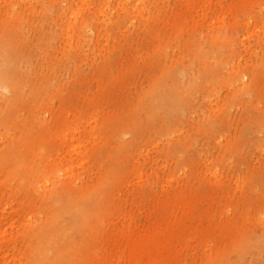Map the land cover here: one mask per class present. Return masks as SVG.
<instances>
[{
	"label": "rangeland",
	"instance_id": "rangeland-1",
	"mask_svg": "<svg viewBox=\"0 0 264 264\" xmlns=\"http://www.w3.org/2000/svg\"><path fill=\"white\" fill-rule=\"evenodd\" d=\"M0 264H264V0H0Z\"/></svg>",
	"mask_w": 264,
	"mask_h": 264
}]
</instances>
